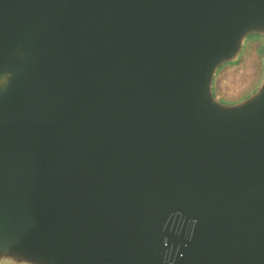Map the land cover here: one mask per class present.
Segmentation results:
<instances>
[{
    "label": "water",
    "instance_id": "water-1",
    "mask_svg": "<svg viewBox=\"0 0 264 264\" xmlns=\"http://www.w3.org/2000/svg\"><path fill=\"white\" fill-rule=\"evenodd\" d=\"M251 38L264 0H0V264H264Z\"/></svg>",
    "mask_w": 264,
    "mask_h": 264
},
{
    "label": "rangeland",
    "instance_id": "rangeland-1",
    "mask_svg": "<svg viewBox=\"0 0 264 264\" xmlns=\"http://www.w3.org/2000/svg\"><path fill=\"white\" fill-rule=\"evenodd\" d=\"M263 45L262 39H249L238 59L219 70L214 89L221 99L235 102L255 90L264 73Z\"/></svg>",
    "mask_w": 264,
    "mask_h": 264
},
{
    "label": "clouds",
    "instance_id": "clouds-1",
    "mask_svg": "<svg viewBox=\"0 0 264 264\" xmlns=\"http://www.w3.org/2000/svg\"><path fill=\"white\" fill-rule=\"evenodd\" d=\"M2 83L6 86V84H7V80L3 81Z\"/></svg>",
    "mask_w": 264,
    "mask_h": 264
}]
</instances>
